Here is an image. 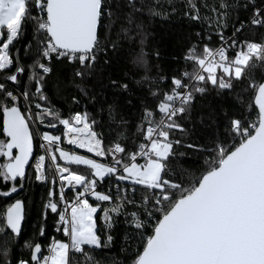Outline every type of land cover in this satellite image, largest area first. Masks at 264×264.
Masks as SVG:
<instances>
[{
	"label": "snow or ice",
	"instance_id": "1",
	"mask_svg": "<svg viewBox=\"0 0 264 264\" xmlns=\"http://www.w3.org/2000/svg\"><path fill=\"white\" fill-rule=\"evenodd\" d=\"M249 7L247 22L233 18ZM168 8L164 11L159 0H0V183L5 189L0 197L23 188L29 168L36 181L51 185L38 230L23 244L27 258L13 257V241L5 238L0 264H98L91 252L112 243L120 217L125 251L133 249L130 264H264V80L249 72L264 66V37H242L247 28L264 27V6L253 0H185L183 17L208 21L215 31L195 33L199 42L189 39L180 57L183 68L166 74L149 63V56L159 60L161 52L157 47L145 51L151 34L141 18L174 16L177 9L171 3ZM29 22L35 53L32 41L23 45L31 57L25 64L16 41ZM229 28L231 34L225 35ZM124 44L138 49L132 66L145 74L134 83L147 95L135 124L108 105L107 127L120 131L106 139L97 131L105 126L103 117L98 121L88 110L100 104L97 114H102L106 101L87 81L100 77L102 83ZM54 60L72 68L68 86L75 93L66 97L67 114L46 94ZM54 83L61 88L58 79ZM109 84L129 92L121 80L109 79ZM236 84L243 85L237 94L240 111L225 112L224 131L206 144L192 140L194 129L185 124L197 94L231 93ZM248 92L245 105L242 96ZM57 128L62 131L54 134ZM180 148L186 151L177 152ZM192 154L197 170L169 166ZM105 178L115 184L100 191ZM49 212L62 238L53 235L42 243ZM23 219L22 200L8 203L0 210V234L7 237L10 231L18 240Z\"/></svg>",
	"mask_w": 264,
	"mask_h": 264
},
{
	"label": "trees",
	"instance_id": "2",
	"mask_svg": "<svg viewBox=\"0 0 264 264\" xmlns=\"http://www.w3.org/2000/svg\"><path fill=\"white\" fill-rule=\"evenodd\" d=\"M212 3L213 0H208ZM229 2L234 3L235 0H229ZM243 4L244 0H239ZM257 7L264 6L261 4V0H253ZM164 11H169L168 4L171 3L173 7L177 9L174 16L167 19L162 17H148L144 16L141 19L147 26L148 32L151 34L147 42V47L145 51H149L153 47L160 49L161 56L159 60L154 57L149 56L150 65H159L163 73L170 74L177 68H183L184 64L180 57L183 54L185 47L188 44L189 39L192 43H198L199 38L195 35L197 32L208 33L214 32L215 29L209 27L208 21L193 22L187 18H184L182 13L185 9V0H159ZM251 7L247 10L241 8L238 13H233V18L239 15L241 20L250 18ZM207 13L202 11V15ZM231 29L226 30L225 35H230ZM34 30L32 24L26 23L24 29L21 32L20 37L16 41V47L20 49L21 62L25 64L31 63V57L25 56L23 45L28 44L32 41V52L35 53V41H34ZM242 37H247L249 39L259 40L264 37V27L252 26L245 29ZM115 38V37H113ZM218 37L213 35L211 40V46L217 44ZM138 49L135 45H123V50L119 51L114 55V58L110 66L103 73V80L100 83V77H93L87 81V85L92 87L95 92L99 93L103 100L106 101L103 104L105 111L102 114H97L98 110L101 108L100 104L89 107V112L99 121L103 117V128H98L97 131L103 132L106 139H113L114 133L120 131L113 127L110 131L107 127L108 115L107 107L108 105H114L118 113L122 114L125 119L129 120L132 124H135L140 115L141 100L147 95L146 91L138 87L134 81L139 80L145 73L142 68H134L132 66L133 57ZM173 57H176L174 60ZM54 71L51 74L50 82L48 85V90L46 94L49 97V102L57 109L65 112L67 114V109L69 105L66 103V97L70 94L75 93V89L69 87V81L71 80L72 68L68 66L67 61L57 62L53 61ZM250 74L253 75L258 81L264 80V66L257 65L255 68L249 69ZM127 74L128 79L123 80ZM149 75H156V68L152 67L150 69ZM23 80H27V75L22 77ZM59 80L61 88L58 89L54 83ZM109 79L121 80L129 84V92L122 93L114 90L109 84ZM80 83V81H76ZM161 87H167V85H161ZM243 85L236 84L235 90L229 93L228 90H224L223 93L217 94L215 90H209L207 93L201 95L197 94L196 101L192 105L191 113L188 123L185 124L186 127L194 129L191 134V139L201 143L206 144L208 141L214 138L217 132H223L225 128L224 121L227 119L224 113H232L240 111V103L237 101V94L241 91ZM66 89V90H61ZM131 99L132 104L129 106L126 102ZM244 104L246 105L251 99V92L245 93L242 96ZM149 107H154V102L148 101ZM212 114V118H209V114ZM203 118V119H202ZM202 121V122H201ZM62 128H57L54 134H59ZM131 131H135L132 128ZM3 137L0 136V139ZM131 143V141H129ZM69 148H74L72 146H67ZM77 151L84 152V150L76 149ZM186 149H177V152H184ZM37 154H39L37 152ZM195 154L191 155V158L184 157L178 160H173L169 162L171 168L179 169L180 167L195 171L199 168V165L195 162ZM2 163V161H0ZM77 167V166H73ZM80 170L83 171V166H79ZM29 176L23 180V188L18 189L17 193L12 194L10 198L0 197V210L4 209L8 203L13 202L15 199L23 200L25 204V219L21 234L16 240L12 237L10 231L7 237L0 234V240L8 238L13 241L12 243V256L19 258L24 256L27 258V249L23 247L24 241L33 237L35 231L38 230L40 222V213L42 210L43 202L47 198V192L50 188V182H39L36 181L34 176L31 175L32 169H28ZM110 183L115 184L114 180L105 178L102 182V186H98L100 191H108ZM58 189V185L56 186ZM0 190H5L3 184L0 183ZM68 196L72 195V192L66 191ZM141 190L137 189V199H139ZM113 195L115 191L113 189ZM110 206V205H105ZM99 211V210H98ZM56 219L55 214L49 212L47 217L46 234L41 238V242H47L49 237L56 235L57 238H62L59 233L54 230V220ZM123 217H120V222H118L114 229L111 231L113 236L112 243L101 249H95L91 252L92 257L98 264H130L132 257L128 255V251L133 249H128L125 251L124 234L125 227L122 223ZM2 223V221H0ZM85 250L88 251V247L85 246ZM74 259H79V257H74Z\"/></svg>",
	"mask_w": 264,
	"mask_h": 264
},
{
	"label": "water",
	"instance_id": "3",
	"mask_svg": "<svg viewBox=\"0 0 264 264\" xmlns=\"http://www.w3.org/2000/svg\"><path fill=\"white\" fill-rule=\"evenodd\" d=\"M22 202H23V200H22ZM23 204H24V202H23ZM24 219H25V204H24ZM24 219H23L22 222H21V224H22V228H23V224H24Z\"/></svg>",
	"mask_w": 264,
	"mask_h": 264
},
{
	"label": "built area",
	"instance_id": "4",
	"mask_svg": "<svg viewBox=\"0 0 264 264\" xmlns=\"http://www.w3.org/2000/svg\"><path fill=\"white\" fill-rule=\"evenodd\" d=\"M72 147H75V146H72ZM39 182H44V181H39ZM103 182V181H102ZM102 182H101V184H102ZM59 187V186H58ZM99 190V189H98ZM65 191H67V189L65 190ZM67 194V193H66ZM68 196V195H67ZM72 196V195H71ZM71 196H68V197H71Z\"/></svg>",
	"mask_w": 264,
	"mask_h": 264
}]
</instances>
